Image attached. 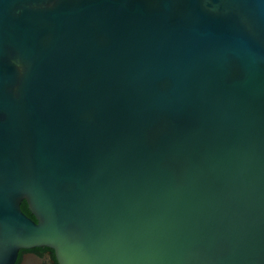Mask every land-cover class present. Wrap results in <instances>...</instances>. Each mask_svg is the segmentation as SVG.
Returning a JSON list of instances; mask_svg holds the SVG:
<instances>
[{
    "label": "water",
    "instance_id": "water-1",
    "mask_svg": "<svg viewBox=\"0 0 264 264\" xmlns=\"http://www.w3.org/2000/svg\"><path fill=\"white\" fill-rule=\"evenodd\" d=\"M37 246L264 264V0H0V264Z\"/></svg>",
    "mask_w": 264,
    "mask_h": 264
},
{
    "label": "flooded vegetation",
    "instance_id": "flooded-vegetation-1",
    "mask_svg": "<svg viewBox=\"0 0 264 264\" xmlns=\"http://www.w3.org/2000/svg\"><path fill=\"white\" fill-rule=\"evenodd\" d=\"M24 261L26 264H58L54 250L47 246L21 248L10 264H24Z\"/></svg>",
    "mask_w": 264,
    "mask_h": 264
},
{
    "label": "trees",
    "instance_id": "trees-1",
    "mask_svg": "<svg viewBox=\"0 0 264 264\" xmlns=\"http://www.w3.org/2000/svg\"><path fill=\"white\" fill-rule=\"evenodd\" d=\"M22 211L27 214L29 217L33 218L32 214L30 213V211L28 210L27 208V205L24 201L21 202V205H20Z\"/></svg>",
    "mask_w": 264,
    "mask_h": 264
}]
</instances>
